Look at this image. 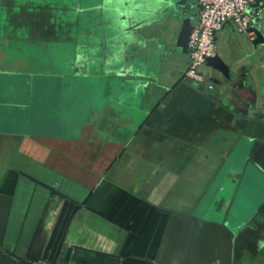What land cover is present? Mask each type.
Masks as SVG:
<instances>
[{"label":"crops","instance_id":"crops-1","mask_svg":"<svg viewBox=\"0 0 264 264\" xmlns=\"http://www.w3.org/2000/svg\"><path fill=\"white\" fill-rule=\"evenodd\" d=\"M83 2L0 0V264H264V146L243 126L261 112L254 35L225 24L216 54L232 80L205 65L199 90L174 50L181 24L163 22L154 36L170 53L146 70L135 116L112 82L33 80L31 45L57 71Z\"/></svg>","mask_w":264,"mask_h":264},{"label":"water","instance_id":"water-1","mask_svg":"<svg viewBox=\"0 0 264 264\" xmlns=\"http://www.w3.org/2000/svg\"><path fill=\"white\" fill-rule=\"evenodd\" d=\"M190 3L191 0H91L86 7L82 4L76 5L69 12L72 18L75 17L73 36L70 37L72 44H69L71 50L58 46L50 56L51 62L48 64L53 69L57 66V71L48 72L49 69L39 66L48 60L47 45L44 42L31 45L36 47L32 52L36 54L35 62L38 66L34 77L41 80L43 75H49L57 81L76 76L85 79L87 68L98 64L109 77H135L139 84L141 79H145L146 70L156 65L162 56L170 53L165 54L164 46L154 36L163 22L181 24L174 50L188 54L189 37L200 9L198 4L197 14L188 13ZM251 9L258 14L256 24L254 23L251 30L255 37L251 42L253 50L247 56L260 57L264 61V0H255ZM74 46L77 49L73 51ZM29 48L28 45L26 52ZM4 61L0 63L2 69L7 68ZM206 65L222 73L228 81L232 80L230 67L218 54L208 58ZM259 79L263 83L261 102L258 105L261 112H256L253 119L243 121L244 135L254 147L264 146V62ZM187 81L198 86L199 90L206 87V83ZM212 82L219 83L217 80H210ZM142 85L144 83L138 85L139 90H142ZM70 252L71 249L65 258L67 261Z\"/></svg>","mask_w":264,"mask_h":264},{"label":"built area","instance_id":"built-area-1","mask_svg":"<svg viewBox=\"0 0 264 264\" xmlns=\"http://www.w3.org/2000/svg\"><path fill=\"white\" fill-rule=\"evenodd\" d=\"M255 0H198L200 6L198 21L189 37V66L184 79L192 82L207 83V77L202 72L208 58L216 55L215 38L225 24L231 23L237 33L252 35L257 13L251 9ZM214 86L208 85L212 90Z\"/></svg>","mask_w":264,"mask_h":264},{"label":"rangeland","instance_id":"rangeland-1","mask_svg":"<svg viewBox=\"0 0 264 264\" xmlns=\"http://www.w3.org/2000/svg\"><path fill=\"white\" fill-rule=\"evenodd\" d=\"M86 2V3H85ZM85 2L82 3V5L84 7H86V5H88V3H91V0H85ZM256 18H254V23L256 24ZM97 57V54L95 55ZM36 59V57H34ZM189 66V65H188ZM204 67V66H203ZM202 67V69H203ZM118 75H120V73H118ZM43 79L41 78V80H37V77L33 80H37V82H45V83H50L51 82H57V86H62L64 85L63 83L66 84H72L74 81L77 82H84L86 84H92V85H100L102 88H104L107 83L112 82V84L114 86H116V88L114 90H111V98L112 99H118L120 100L119 102H121V104L123 106H125L127 108V111L129 112V114H133L135 116H139L142 114L141 112V106L139 107L138 101L142 100V96L144 95V92L142 90L138 89V85H141L142 83L145 82V80H142L139 84L137 83V78H126V77H115V76H107L106 75V71H104L103 69H101V67L98 64H93L90 65L87 68V77L83 80V78H63L60 79V81H57L54 77H50L48 75L45 76L43 75ZM83 80V81H82ZM74 84V83H73ZM56 88L52 89L51 91H53L54 93H56ZM95 92V94L92 95V93ZM42 91V90H41ZM50 91V90H48ZM113 91H115V93H112ZM93 92H88L87 94L90 95V98H94V95H97L99 93V89H94ZM44 95L46 96L47 94L44 93ZM109 97V98H110ZM98 99V98H97ZM84 103V102H83ZM85 118L89 117L91 114L90 112L85 113ZM217 185L215 184L213 186L216 187Z\"/></svg>","mask_w":264,"mask_h":264},{"label":"flooded vegetation","instance_id":"flooded-vegetation-1","mask_svg":"<svg viewBox=\"0 0 264 264\" xmlns=\"http://www.w3.org/2000/svg\"><path fill=\"white\" fill-rule=\"evenodd\" d=\"M254 39H255V37H254Z\"/></svg>","mask_w":264,"mask_h":264}]
</instances>
